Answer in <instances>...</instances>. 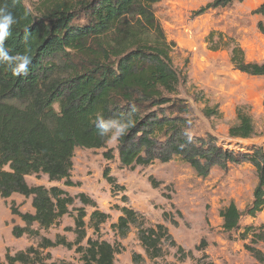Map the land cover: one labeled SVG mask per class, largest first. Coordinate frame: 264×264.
<instances>
[{"label": "trees", "instance_id": "trees-1", "mask_svg": "<svg viewBox=\"0 0 264 264\" xmlns=\"http://www.w3.org/2000/svg\"><path fill=\"white\" fill-rule=\"evenodd\" d=\"M23 1L0 0L17 20L6 46L12 54L32 57L25 77H15L0 67V199L20 195L30 199L33 210L22 213L10 204L11 215L24 224L12 227L13 238L37 237L40 230H49L70 215L74 198L66 191L55 186H30L25 178L45 175L49 182L62 181L64 187H77L79 183L71 180L75 150L104 149L108 143L107 138L97 134L94 121L98 113L105 118L131 113L133 126L116 144L122 168L145 167L154 162L166 164L178 158L204 178L213 168L225 171L229 165H250L256 174L252 202L243 213L233 202L219 211L225 233L239 230L242 216L253 218L261 212L264 142L246 149H227L214 136L189 134L192 109L179 93L185 76L173 66L176 45L167 39L154 12V6L162 0H38L33 11ZM243 1L212 0L192 16L197 18ZM251 13L261 18L256 27L264 35V2ZM206 44L210 52L229 50L234 70L264 79V62L246 61L244 51L233 38L211 31ZM262 108L264 111V100ZM215 113L208 108L203 110L206 118ZM235 115L236 123L228 129V138L251 139L255 135L251 117L240 107ZM103 157L113 159L110 150ZM103 178L109 185H115L107 168ZM76 199L83 207L75 210L74 228L65 229L75 235L72 243L61 236L54 241L41 238L36 248L28 247L14 254L6 249L4 264H66L49 262L50 255L42 253L58 246L68 250L74 247L80 264H116L115 257L122 250L120 245L110 244L99 236L87 238L84 207L93 209L88 228L94 234L99 233L110 216L97 210L95 202L85 194H78ZM120 213L111 228L124 238L130 226L135 227L148 259L161 256L163 240L175 246L164 226L146 227L142 216L128 207L120 208ZM33 225L37 228L33 229ZM261 229L245 227L240 238L251 235L252 244L264 243ZM246 249L264 263L259 250L249 246ZM177 251L182 253L180 248ZM139 259L138 255L132 257L134 262Z\"/></svg>", "mask_w": 264, "mask_h": 264}, {"label": "rangeland", "instance_id": "rangeland-1", "mask_svg": "<svg viewBox=\"0 0 264 264\" xmlns=\"http://www.w3.org/2000/svg\"><path fill=\"white\" fill-rule=\"evenodd\" d=\"M38 0H24V6L33 11ZM212 0H162L154 6L155 16L160 22L168 40L175 43L172 62L175 70L185 76V83L179 88L180 98L192 109L193 125L189 134L195 137L214 136L223 148L246 149L264 142V79L249 77L234 70L229 62V50L210 52L206 37L211 31L233 38L244 51L248 62H264V35L257 30L261 18L252 15L264 0H245L225 8L208 11L194 18L193 12ZM247 113L255 128V135L249 140L228 138V129L236 123V108ZM205 108L216 115L206 118ZM111 151L112 160L103 154ZM71 180L77 187H64L63 182H49L45 175L28 176L30 186L58 187L74 198L69 207L70 215L64 216L59 224L49 230L39 231L37 237L11 235L13 226L24 227L17 216L9 214L13 203L18 211L33 213L29 199L14 195L8 202L0 199V264H4L5 250L10 254L37 247L41 238L54 241L56 236L73 242L75 235L66 228H74L76 209L83 207L76 196L85 194L93 200L96 209L108 214V221L94 234L88 228L89 215L93 211L85 206L87 238L98 236L110 244L118 243L121 252L116 255V264H264L257 261L246 246L259 250L264 256V243L252 244L251 235L240 238L245 227H262L264 233V207L253 218L242 216L239 230L225 233L219 211L233 202L239 212L247 210L252 202V191L256 184L255 170L248 164L229 165L223 171L210 170L202 178L180 159L161 164L154 162L145 167L122 168L118 162L116 144H106L99 150L76 149L72 159ZM115 185H109L103 178L104 169ZM121 187L122 190L117 188ZM128 207L137 212L146 227L157 224L167 229L175 246L163 240L161 256L148 259L137 238V230L130 226L127 235L120 238L111 228L120 216V208ZM166 214V218L163 217ZM33 229L37 225H33ZM259 232V231H258ZM251 234V233H250ZM203 242V243H202ZM81 245H85V240ZM182 249V253L177 251ZM49 254L55 263L80 264L79 255L58 246L42 251ZM139 256L138 262L132 260Z\"/></svg>", "mask_w": 264, "mask_h": 264}, {"label": "clouds", "instance_id": "clouds-1", "mask_svg": "<svg viewBox=\"0 0 264 264\" xmlns=\"http://www.w3.org/2000/svg\"><path fill=\"white\" fill-rule=\"evenodd\" d=\"M16 23L17 20L7 4H0V67L6 68L15 77H25L29 73L32 57L23 53L12 54L5 44L12 36V26ZM25 40H27V35ZM94 124L99 137L107 138L110 144H118L133 126V119L131 113L127 116L109 118L98 113Z\"/></svg>", "mask_w": 264, "mask_h": 264}, {"label": "crops", "instance_id": "crops-1", "mask_svg": "<svg viewBox=\"0 0 264 264\" xmlns=\"http://www.w3.org/2000/svg\"><path fill=\"white\" fill-rule=\"evenodd\" d=\"M12 196H14V195H12ZM12 196H11V197H12ZM17 196H18V195H17ZM19 196H20V195H19ZM11 197H10V198H11ZM21 197H22V196H21ZM10 198H8V199H6V200H1V201H3V202H8ZM29 201H30V199H29ZM9 214H10V211H9Z\"/></svg>", "mask_w": 264, "mask_h": 264}]
</instances>
